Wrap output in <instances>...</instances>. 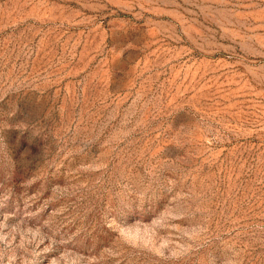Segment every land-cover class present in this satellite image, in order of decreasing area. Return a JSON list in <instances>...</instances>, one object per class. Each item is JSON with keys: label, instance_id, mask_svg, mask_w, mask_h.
<instances>
[{"label": "rangeland", "instance_id": "374dc122", "mask_svg": "<svg viewBox=\"0 0 264 264\" xmlns=\"http://www.w3.org/2000/svg\"><path fill=\"white\" fill-rule=\"evenodd\" d=\"M0 264H264V0H0Z\"/></svg>", "mask_w": 264, "mask_h": 264}]
</instances>
